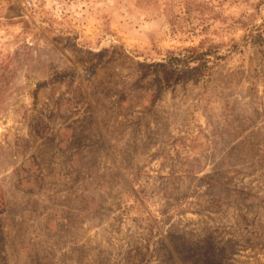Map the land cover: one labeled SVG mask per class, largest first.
<instances>
[{
    "label": "rangeland",
    "instance_id": "obj_1",
    "mask_svg": "<svg viewBox=\"0 0 264 264\" xmlns=\"http://www.w3.org/2000/svg\"><path fill=\"white\" fill-rule=\"evenodd\" d=\"M0 264H264V0H0Z\"/></svg>",
    "mask_w": 264,
    "mask_h": 264
}]
</instances>
